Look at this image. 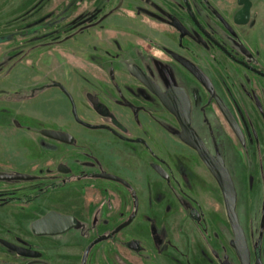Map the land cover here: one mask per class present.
<instances>
[{
    "label": "rangeland",
    "instance_id": "1",
    "mask_svg": "<svg viewBox=\"0 0 264 264\" xmlns=\"http://www.w3.org/2000/svg\"><path fill=\"white\" fill-rule=\"evenodd\" d=\"M149 1L154 6L167 5L164 0ZM209 1L222 9L236 5L233 0ZM192 2L203 25L210 31L218 30L217 36L225 41L227 35L208 17L209 9L196 0ZM140 4L137 0H0V176L34 177L29 181H0V264L47 262V247L56 240L68 242L63 255L69 263L79 264L85 248L98 234H114L134 212V201L122 184L97 178L103 173L132 185L133 197L139 200L138 217L122 234L104 241L96 239L89 264H117L119 260L136 264H240L231 247L234 237L220 188L197 154L180 142L176 121L154 102L147 123H134L129 111L107 101L115 98L109 70L122 76L130 64L144 65V59L132 53L129 40H137V48L142 49L146 47L144 38H150L153 45L147 49L155 59H167L156 43L179 51L180 32L173 24L136 16L132 6ZM254 5L257 30L250 45L256 48L262 36L264 62V0H256ZM179 18L189 32L185 47H191L194 29ZM166 37L168 44L163 40ZM120 53H124L122 60ZM167 61L193 97L192 126L210 152L223 157L232 176L237 214L252 262L259 241L264 264V111L258 115L253 107L245 111L233 104L230 96H225L230 87L222 86L217 69L207 65L219 93L243 123L247 138L258 140V144L252 141L245 146L213 103L203 107L207 97L204 90L201 96L191 83L181 81L179 67ZM56 84L66 89L78 118L103 129L78 124L72 103ZM43 130L67 132L75 143L69 146L49 140L41 134ZM115 133L135 145L125 143ZM60 165L70 173L59 172ZM192 208L202 214L199 223L188 215ZM50 211L76 216L79 230L58 237L35 236L32 223ZM194 227L196 237L188 239ZM151 229L155 233L153 257L147 258L143 248L139 251L143 256L136 260L117 242L133 241L131 236L136 232L144 241L151 240ZM166 230L179 246L170 249L169 255L164 243ZM7 244L32 255L22 256ZM186 245H195L198 253H191ZM39 250H45V260ZM212 251H217V259ZM118 252L122 260L116 257Z\"/></svg>",
    "mask_w": 264,
    "mask_h": 264
},
{
    "label": "flooded vegetation",
    "instance_id": "2",
    "mask_svg": "<svg viewBox=\"0 0 264 264\" xmlns=\"http://www.w3.org/2000/svg\"><path fill=\"white\" fill-rule=\"evenodd\" d=\"M137 1L140 2L141 4L137 6L136 5L132 6L133 10L136 13V16L138 17L141 16L144 19H154L158 22H161L163 25L173 24L175 28L180 32L181 37L178 39L179 51L170 50L169 47L165 45V43L164 44L156 43L157 44L156 47L162 51L163 55L167 59H170L176 66L179 67V71L181 72V75H182L180 80L191 83L196 88L197 93H200V95L202 91L204 90L205 94H207V97L205 96L206 99L204 98L203 100V103H202L203 107H205L206 105L210 103L211 104L213 103L219 109L222 116L224 117V120L227 122L232 132L234 133L236 138L241 143H244L245 146H246V143L250 145L252 141L255 144H258L257 142L258 140L255 137H253L251 141L250 139L247 138L245 134L246 131L244 130V127H243V123L240 122L239 118L236 117V115L232 111V108L228 105L227 101L225 100L226 98L224 97V95H221L219 93L216 87V84H215L217 80L213 78L207 72V67H208L207 65L209 66L212 65L214 68L217 69L216 71H218L217 76H218L220 84L222 86L228 85L231 89V92L228 90L229 92L227 91L228 93H225V96L226 97L230 96V99L232 100L233 104H235L237 107H240L241 109L245 111H247L248 107L250 106L256 110L258 115L263 114V111H264V66L263 64L264 62H263V58H262L261 51H260L261 50L260 46L263 44V43L260 44V42L262 41L261 39L262 36L260 37L259 35V40H258L256 48H254V46H251L255 38V32L257 30L256 28L257 24L255 22V16H254V13H255L254 3L256 2V0H233L234 1L233 3H236V5H234V7L232 6L231 9H228V8L222 9L218 5H213V3L210 2L209 0H196L197 3H201L202 6H206L209 9L211 15H208V17H210L213 20L217 28L219 27V29L225 32V34L227 35V38L225 41L222 40L220 36H217L219 33L218 30L210 31L206 28V26L203 25V22L199 19L197 15V12H196L195 6L193 5L192 0H181V3H179L177 0H164V2L167 3L165 7H161L158 5L157 6L151 5V1L149 0H137ZM170 9L172 10L170 11ZM179 17H182L184 19V22L185 23L187 22V24L191 25L194 29V32L192 33L193 38L192 40H190L191 47L190 46L185 47L184 43L187 39V35H189V32L187 31L186 27L183 25V22L181 21ZM258 25H260V22ZM247 29H249V31ZM168 38L169 37H166L163 39L167 41V44L169 43ZM144 41L146 43V47L142 46V49H141V48H137V44H138L137 40L135 41L129 40V45L131 49H133L132 53L134 55L141 56V58L144 59V65L143 64L142 65H139V64L131 65L130 64L127 69L128 72L125 73L123 71L122 76H118L114 70H109L107 72V75L112 83V87L115 91V98L113 99V101H109V100L107 101L112 103L118 109L129 111L132 115V121L134 123H144V122L147 123V121L151 117L150 114H151V111L153 110V105L155 102L156 105L158 107L160 106L164 111H166L176 121L177 125L179 126V123L176 120V118L167 111V109L162 105L160 100L139 79H137V77H135L131 73L130 71L131 67L137 66L148 78H150L161 89L162 92H166L171 87H178V88H182L185 90V92L187 93L189 97L190 103H191V122H192L194 102H193V99H192L193 97L191 96V93L188 91V89L184 85L179 83V78H177V76L171 70L170 65L167 63L168 62L167 59H155L152 51L147 49L148 46L152 47L153 41L150 38H144ZM123 54L124 53H120L118 56L121 58V60L124 57ZM179 59H184L190 62L195 67H197L203 73V75L207 78L209 87H207L204 83H202L199 79H197L192 73H190L182 65ZM228 86L226 87L228 88ZM61 90L69 98V101L72 103V110H73V102L69 94L67 93V91H65L66 89L65 90L61 89ZM0 93H2V91H0ZM218 100H220L225 105V107L227 108V110L229 111L233 119L237 122L238 126L241 129L242 135H243L242 140L238 137V135L235 133V131L229 124L228 120L226 119L224 113L222 112L219 106ZM103 101H102V104H105L106 101L104 99ZM73 113H74L73 115H74L75 121L81 126L92 129V130L103 129V127L95 126V125L82 121L80 118H78L75 110H73ZM195 131L198 133L197 130ZM198 135L200 136L199 133ZM115 136L123 139L122 135H117L115 133ZM201 139L204 141L202 137ZM75 140L76 139L73 136V142L71 144H65V145L73 146V144L75 143ZM123 141L127 144H130L131 146L135 145L134 144L135 142L129 138L128 139L124 138ZM140 142H143V141L140 140ZM204 143L210 152V148L207 145L206 141H204ZM250 147H252V145ZM197 157L199 158L198 154H197ZM157 168L158 167H155L156 171H158ZM58 171H59V167H58ZM69 173H70V169H69L68 174ZM159 173L163 177H166V173L164 171L163 173L161 172ZM99 175L100 174H97V178H99ZM102 180H105V179H102ZM128 189L131 191L132 199L134 201L133 202L134 212L131 213L129 218L125 222H123L120 226L127 223L132 217V215L135 214L136 216L128 227H126L125 229L121 230L118 233H115L116 229L120 227L119 226L114 230V234L108 235L107 237L114 238L122 234L133 224V222L138 217L139 200L135 196L133 197V194L135 193V191L132 185H130V188ZM7 204L8 203H3L1 205L4 206ZM53 212L63 214L60 211H53ZM63 215L74 217L77 223V227L75 228V230H79L78 228L79 219L76 216L69 215V214H63ZM188 215L190 216L192 221L195 223H199L202 220V214L196 208H192L189 211ZM152 224L153 223H151V226H153ZM149 232H150L151 240L145 239L146 241H144L143 239H141L142 237H140L138 233L136 232V235L131 236V240L133 241L128 242L126 240L119 239L117 242L119 243L120 247L124 249H128L130 253L133 254V257L136 260L139 257L143 256L142 253L139 252L140 250H143V248L144 250H146L145 253L147 255V258L148 256L153 257L152 247L155 241L154 239L155 233L152 229ZM190 233H192L193 235L192 236L189 235ZM190 233L186 236L188 239L196 237L195 227ZM49 237H58V236H49ZM82 237L85 239L87 238L84 234L82 235ZM107 237H105L104 235L100 233L98 234L96 239L98 240L101 239V241H104V240H107L106 239ZM246 239H247V236H246ZM164 240H165L164 243L167 244V250H166L167 255H169L170 249L179 247L178 245L173 243V240H171L168 230L165 231ZM94 241L88 244V246L85 248L79 264H89L91 250L93 249V246H96L98 244V242L95 244ZM67 243L68 242H60L58 240H56L55 242H52L51 245H49L48 247L46 246L50 251V254H49L50 260L47 261L48 263L45 261H40L35 264H71L68 262L67 255H63L64 251L66 250L68 246ZM124 243H127V244L130 243V246L123 245ZM232 243L233 241L231 242V247L234 250ZM151 244H152V247H151ZM247 244H248L251 264H257L258 261H260L261 264H263L261 249H260V242L258 241L256 244V247L254 248L253 262H252L251 249L249 247L248 239H247ZM7 246L11 250L17 251L22 256L30 257L32 255L31 252L27 250H22L17 246L10 245V244H7ZM185 248L189 249L191 253L192 251L193 253L195 252L198 253L197 247L195 245L193 247L186 245ZM199 249L201 250V247H199ZM44 251L45 250L41 252L40 250L38 251L41 254L40 258L43 260L46 259L42 256V254L45 253ZM59 254H62V256H60ZM115 255L116 257H118V259H121V260L123 259L119 252L116 253ZM212 255L214 259H217L219 257L217 251H212ZM184 256L187 257L188 255L184 253ZM152 257L150 259L151 260L150 262H153ZM141 259L144 260V258H141ZM226 262L231 264L229 261H224L222 264H225ZM117 264H136V262H127L125 260L124 261L119 260Z\"/></svg>",
    "mask_w": 264,
    "mask_h": 264
},
{
    "label": "water",
    "instance_id": "3",
    "mask_svg": "<svg viewBox=\"0 0 264 264\" xmlns=\"http://www.w3.org/2000/svg\"><path fill=\"white\" fill-rule=\"evenodd\" d=\"M179 60L190 73H192L197 79H199L202 83L209 87L207 78L197 67H195L190 62L184 59ZM130 71L160 100V102L167 109V111L176 118L181 129L179 134V140L186 146L193 149L198 154L200 160L203 162V164L206 166L208 171L211 173V175L217 182L223 196L227 212V218L233 232L234 240L232 245L237 255V258L239 259L240 264H251L247 239L244 230L241 227L237 214L238 197L234 181L228 168L226 167L223 157L220 155L211 154L208 148L206 147L204 141L192 127L191 103L187 93L184 89L178 87H171L166 92H162L161 89L150 78H148L137 66H132ZM55 86L65 90V88L61 84H56ZM218 102L229 124L231 125L235 133L238 135V137L242 140L243 135L237 122L233 119L225 105L220 100H218ZM41 134L50 140L62 144H71L73 142V136L67 132L43 130L41 131ZM157 170L163 173L162 169L157 168ZM59 171L61 173H68L69 169H66L64 166L60 165ZM99 178L120 183L125 187L130 188V185L124 179L117 176L103 173L99 175ZM32 179L33 176L24 174L0 176V181L7 182L29 181ZM135 216V214L132 215V217L127 223L123 224L118 229H116L115 233H118L128 227L134 220ZM76 227L77 223L74 217L51 211L41 219H38L33 222L31 225V230L35 236L49 237L66 234L69 231L75 229ZM225 264L229 263L226 262ZM257 264H261V262L258 261Z\"/></svg>",
    "mask_w": 264,
    "mask_h": 264
},
{
    "label": "crops",
    "instance_id": "4",
    "mask_svg": "<svg viewBox=\"0 0 264 264\" xmlns=\"http://www.w3.org/2000/svg\"><path fill=\"white\" fill-rule=\"evenodd\" d=\"M232 2H234V1H232Z\"/></svg>",
    "mask_w": 264,
    "mask_h": 264
}]
</instances>
